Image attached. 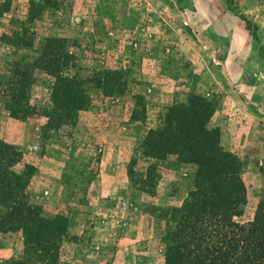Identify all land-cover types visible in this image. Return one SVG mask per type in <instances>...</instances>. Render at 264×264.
Here are the masks:
<instances>
[{"label": "rangeland", "instance_id": "1", "mask_svg": "<svg viewBox=\"0 0 264 264\" xmlns=\"http://www.w3.org/2000/svg\"><path fill=\"white\" fill-rule=\"evenodd\" d=\"M21 35L26 45L14 48ZM49 37L76 54L79 69L62 73L89 84L81 88L89 106L72 125L45 128L51 77L35 69L34 111L14 119L0 107V140L20 153L13 170L34 167L27 203L65 218L57 264H164L163 223L152 212L181 203L194 166L142 155L140 141L191 95L211 103L206 126L240 161L246 201L234 219H251L264 196V0H0L1 71L4 62L32 63ZM92 69L122 91L90 88L100 83ZM132 159L131 169L146 173L142 190L128 179ZM22 248L20 231H0V262Z\"/></svg>", "mask_w": 264, "mask_h": 264}, {"label": "trees", "instance_id": "2", "mask_svg": "<svg viewBox=\"0 0 264 264\" xmlns=\"http://www.w3.org/2000/svg\"><path fill=\"white\" fill-rule=\"evenodd\" d=\"M241 19L248 26V20ZM22 37H14L10 44L14 48L24 45ZM62 44L66 47L63 39L44 38L32 63H3L0 107L8 116L24 119L33 113L28 96L35 69L51 77L50 104L42 108L45 128L72 125L77 111L89 106L86 91L81 89L89 84L75 73H62L68 67L79 69L76 54L63 51ZM105 73L92 69L90 76L99 77L100 83L90 88L99 89L103 96L122 91L121 84ZM212 111L208 100L191 95L185 102L171 105L163 124L149 128L140 141L142 155L156 159L175 155L179 162L194 166L191 187L181 203L156 207L157 212H152L156 224L163 223L159 242L164 264H264V196L258 199L251 219H234L241 215L246 201L240 161L220 146L218 131L206 126ZM19 158L16 146L0 140V231H20L23 245L20 256L0 264H57L65 218L57 214L43 217L37 207L27 203L22 189L34 167L25 163L21 170H13ZM134 164L133 159L129 161L128 179L142 190L146 173L141 176L131 169Z\"/></svg>", "mask_w": 264, "mask_h": 264}]
</instances>
